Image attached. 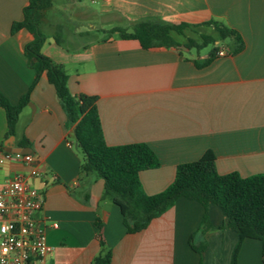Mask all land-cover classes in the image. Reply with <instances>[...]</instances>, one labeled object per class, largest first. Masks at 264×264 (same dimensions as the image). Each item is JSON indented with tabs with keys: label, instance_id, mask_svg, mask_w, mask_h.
<instances>
[{
	"label": "crops",
	"instance_id": "crops-1",
	"mask_svg": "<svg viewBox=\"0 0 264 264\" xmlns=\"http://www.w3.org/2000/svg\"><path fill=\"white\" fill-rule=\"evenodd\" d=\"M69 1L64 6L73 11L65 24L73 29L53 21L55 0L43 13L47 40L42 53L65 68L73 95L98 97L108 146L145 143L155 152L160 167L140 173L146 194L163 192L178 165L197 161L207 151L214 152L220 175L264 173V0H101L99 12L82 7L81 0ZM27 5L28 0H0V92L13 105L35 78L24 53L32 35L25 29L11 32ZM92 15L103 18V32L130 31L134 23L153 18L191 25L215 21L236 30L245 49L199 68L209 52L143 49L136 40L110 33L96 39L92 29L76 21ZM58 27L62 46L55 40ZM13 138L16 148L22 138L30 142L34 163H0V186L20 176L44 193L37 218L45 220L47 242L54 248L48 264H93L101 241L112 253L111 264H231L239 237L214 205L207 210L209 229L194 238V245H205L201 253L189 241L201 227L205 208L186 198L145 231L127 234L120 209L104 197V181L95 174L81 177L82 155L45 76L32 91ZM11 140L0 107V158ZM34 169L39 177L32 175ZM239 264H263L261 241L245 239Z\"/></svg>",
	"mask_w": 264,
	"mask_h": 264
},
{
	"label": "trees",
	"instance_id": "trees-1",
	"mask_svg": "<svg viewBox=\"0 0 264 264\" xmlns=\"http://www.w3.org/2000/svg\"><path fill=\"white\" fill-rule=\"evenodd\" d=\"M53 0H28L21 22L12 25V34L27 30L33 37L24 48L28 66L35 72V78L28 92L17 105H13L0 92V107L4 109L8 126V137L16 136L19 117L30 103L31 93L42 77H46L56 91L67 118V128L72 132L73 145L82 155L81 177L95 174L104 181V197L116 205L123 216L127 234L145 231L151 223L163 216L181 198L200 203L205 215L200 229L191 237L190 246L203 252L205 245H194L196 236H203L209 229L207 210L210 205L218 207L227 220V226L238 234L239 240L231 257V264H239L242 245L247 238L262 243L264 264V173L242 177L233 172L220 175L216 169L213 151L193 162L177 166L173 182L161 193L148 195L143 189L140 173L160 167L155 152L145 143L108 146L105 142L98 112L97 96L73 95L68 87V75L62 65L42 53L47 40L41 29L43 13L50 9ZM200 28L212 29V34L198 33ZM131 31L113 28L110 34H118L124 40H136L143 49L185 48L201 52L212 46L209 58L199 68L211 64L223 49L226 55L236 56L244 51L245 43L234 29L215 21L200 25L188 23L173 24L160 19H146L131 25ZM61 32V27L57 32ZM188 33L198 34L190 36ZM57 44L62 46L59 36ZM229 41V44L225 42ZM218 43V44H217ZM18 146L29 148L30 142L22 138ZM96 228L102 230L97 218ZM102 251L93 264H111L112 253L101 241Z\"/></svg>",
	"mask_w": 264,
	"mask_h": 264
},
{
	"label": "built area",
	"instance_id": "built-area-1",
	"mask_svg": "<svg viewBox=\"0 0 264 264\" xmlns=\"http://www.w3.org/2000/svg\"><path fill=\"white\" fill-rule=\"evenodd\" d=\"M218 55L225 56L221 50ZM13 160L32 166V155L4 152L0 163ZM32 175L39 177L38 170ZM45 195L26 183L20 176L0 186V264H48L54 248L48 244L45 220L37 218L44 207ZM52 228H58L52 224Z\"/></svg>",
	"mask_w": 264,
	"mask_h": 264
},
{
	"label": "rangeland",
	"instance_id": "rangeland-1",
	"mask_svg": "<svg viewBox=\"0 0 264 264\" xmlns=\"http://www.w3.org/2000/svg\"><path fill=\"white\" fill-rule=\"evenodd\" d=\"M69 1V0H68ZM96 1V3H94ZM65 2L67 0H55V15L53 17V21L57 24L64 25L65 27H68L69 29H73L74 27L71 24H65L67 18H71V13L73 8H68L65 5ZM70 3L72 1H69ZM101 0H81V6L85 7L87 9H90L92 11L99 12ZM43 18V17H42ZM78 23L81 24V27H85V29H92L93 36H95L96 39H101L109 36L110 32H103L100 31V27H102L103 24V18L101 16L92 15L90 18H83L81 20H76ZM75 21V22H76ZM122 27H126L125 24H119ZM91 26L93 28H91ZM110 27V26H109ZM108 28V27H107ZM131 31V30H130ZM198 33H205V34H212L213 31L210 28H200L197 30ZM56 33V32H55ZM190 36H198V34L188 33ZM57 36L63 41V35L61 32L56 33ZM226 44H229V41L225 42ZM212 50V46H208L207 48L203 49L202 51L204 53L210 52ZM196 52V51H195Z\"/></svg>",
	"mask_w": 264,
	"mask_h": 264
},
{
	"label": "water",
	"instance_id": "water-1",
	"mask_svg": "<svg viewBox=\"0 0 264 264\" xmlns=\"http://www.w3.org/2000/svg\"><path fill=\"white\" fill-rule=\"evenodd\" d=\"M14 143V138L12 137V140L9 143V146H11L7 152L12 153V154H21V155H30L31 154V149L30 148H16L13 147Z\"/></svg>",
	"mask_w": 264,
	"mask_h": 264
}]
</instances>
